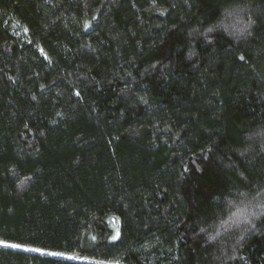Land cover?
Masks as SVG:
<instances>
[{
	"label": "trees",
	"instance_id": "trees-1",
	"mask_svg": "<svg viewBox=\"0 0 264 264\" xmlns=\"http://www.w3.org/2000/svg\"><path fill=\"white\" fill-rule=\"evenodd\" d=\"M0 241L264 264V0H0Z\"/></svg>",
	"mask_w": 264,
	"mask_h": 264
},
{
	"label": "snow or ice",
	"instance_id": "snow-or-ice-1",
	"mask_svg": "<svg viewBox=\"0 0 264 264\" xmlns=\"http://www.w3.org/2000/svg\"><path fill=\"white\" fill-rule=\"evenodd\" d=\"M241 59H243V57H241ZM112 239H116L115 236L112 237ZM0 245L4 246V247H10V248H22L23 245L20 244H9L5 241H0ZM25 250H29V251H40L39 249H25ZM48 255L51 256H63V253H59V252H49L47 253ZM69 259H75L76 257H68Z\"/></svg>",
	"mask_w": 264,
	"mask_h": 264
},
{
	"label": "rangeland",
	"instance_id": "rangeland-1",
	"mask_svg": "<svg viewBox=\"0 0 264 264\" xmlns=\"http://www.w3.org/2000/svg\"><path fill=\"white\" fill-rule=\"evenodd\" d=\"M112 229H113L114 235L116 236L117 233H118V226H117V224H113ZM18 249H25V248H18Z\"/></svg>",
	"mask_w": 264,
	"mask_h": 264
}]
</instances>
